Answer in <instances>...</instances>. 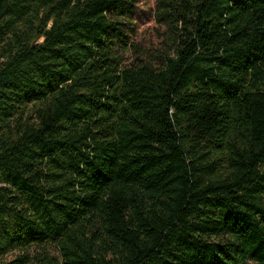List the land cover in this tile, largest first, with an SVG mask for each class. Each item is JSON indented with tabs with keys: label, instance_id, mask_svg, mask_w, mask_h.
I'll return each instance as SVG.
<instances>
[{
	"label": "trees",
	"instance_id": "obj_1",
	"mask_svg": "<svg viewBox=\"0 0 264 264\" xmlns=\"http://www.w3.org/2000/svg\"><path fill=\"white\" fill-rule=\"evenodd\" d=\"M138 1L0 0V264H264V0Z\"/></svg>",
	"mask_w": 264,
	"mask_h": 264
},
{
	"label": "rangeland",
	"instance_id": "obj_2",
	"mask_svg": "<svg viewBox=\"0 0 264 264\" xmlns=\"http://www.w3.org/2000/svg\"><path fill=\"white\" fill-rule=\"evenodd\" d=\"M137 3V14L129 24L131 28L128 41L132 46L123 53L124 64L129 65L138 59L160 63L163 53L169 50L170 40L153 16V3L149 0H139ZM50 250L54 254L58 253L54 247Z\"/></svg>",
	"mask_w": 264,
	"mask_h": 264
}]
</instances>
